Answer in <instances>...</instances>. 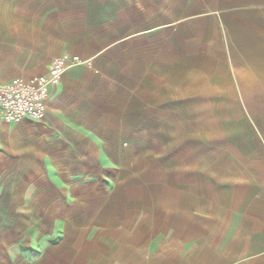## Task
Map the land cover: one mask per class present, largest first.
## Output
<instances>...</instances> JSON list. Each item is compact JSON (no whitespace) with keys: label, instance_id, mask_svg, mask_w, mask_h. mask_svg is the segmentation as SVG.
<instances>
[{"label":"crops","instance_id":"crops-1","mask_svg":"<svg viewBox=\"0 0 264 264\" xmlns=\"http://www.w3.org/2000/svg\"><path fill=\"white\" fill-rule=\"evenodd\" d=\"M64 53L44 120L0 113L2 263L11 209L97 204V264H264V0H0V86Z\"/></svg>","mask_w":264,"mask_h":264},{"label":"rangeland","instance_id":"rangeland-1","mask_svg":"<svg viewBox=\"0 0 264 264\" xmlns=\"http://www.w3.org/2000/svg\"><path fill=\"white\" fill-rule=\"evenodd\" d=\"M102 194V192L99 194L79 193L75 200V205L77 203L81 204V201L84 203L85 201L83 200L87 199L97 203L96 201L102 198ZM106 194L108 195V193ZM103 197L105 198L106 196L103 194ZM96 205L87 209L75 206L73 211L65 207L59 208V216H63L67 212L75 217V222L70 225L65 223L56 225L52 222L43 223L45 220L44 216L38 217L41 221L34 222L33 209L27 213V216H18L14 213L16 209H11L10 238L8 241L9 257H7L10 264H97L99 248L104 247L97 236L98 225L81 222L83 217L88 218L98 214ZM67 230L68 232L73 230V238L66 239L61 237L56 240H50L46 237L51 232L63 233L64 235ZM84 230L85 236H82ZM4 246H7V242L6 244L4 243ZM106 247H108V243ZM5 260H7L6 257L2 263V259H0V264H5Z\"/></svg>","mask_w":264,"mask_h":264},{"label":"built area","instance_id":"built-area-1","mask_svg":"<svg viewBox=\"0 0 264 264\" xmlns=\"http://www.w3.org/2000/svg\"><path fill=\"white\" fill-rule=\"evenodd\" d=\"M90 64L80 55L64 53L56 57L47 74L18 77L0 86V113L6 123L24 119L42 121L53 87L58 86L66 71L74 65Z\"/></svg>","mask_w":264,"mask_h":264}]
</instances>
